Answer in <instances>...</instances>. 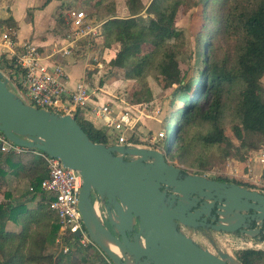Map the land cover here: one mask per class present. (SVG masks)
<instances>
[{"label":"water","instance_id":"water-1","mask_svg":"<svg viewBox=\"0 0 264 264\" xmlns=\"http://www.w3.org/2000/svg\"><path fill=\"white\" fill-rule=\"evenodd\" d=\"M0 132L13 144L58 158L80 174L83 225L112 264H228L227 256L210 253L181 228L254 236L258 231L248 228L264 220V194L184 173L160 150L93 143L73 115L24 103L1 71ZM93 199L103 204L113 234L94 216ZM227 213L239 220L224 224Z\"/></svg>","mask_w":264,"mask_h":264},{"label":"rangeland","instance_id":"rangeland-1","mask_svg":"<svg viewBox=\"0 0 264 264\" xmlns=\"http://www.w3.org/2000/svg\"><path fill=\"white\" fill-rule=\"evenodd\" d=\"M11 1L0 0V7L3 2V9H0V11L8 10ZM60 1L50 17L41 20L43 35L49 34L55 38L65 37L66 39L68 35L66 13L70 10L83 11L91 22L90 26L100 25L99 33L95 36H86L81 42L79 41L77 47L72 49L71 54L75 59H83L87 65L84 75L87 77L86 81H89L92 89H104L103 93L105 95L114 100L123 99L129 106L130 115L136 120L135 132L132 135V140L130 139L131 141L141 148L149 149L152 140L154 147H151V149L157 148L164 152L169 163L172 162L187 174H198L207 178L224 176L238 180H241L240 177L243 179L242 175H244V179H246L249 174L247 165L250 164L253 151L245 152L244 149H229L225 144H222L219 149L203 145L201 136L209 130L207 121L185 125L182 127L185 135L184 142L179 143L175 138L170 141L168 148H166L165 135L168 133L167 135L170 137L171 130L182 125L180 119L175 117L174 114L183 109L185 103H187L186 99L176 97L178 94L176 91L177 85H165L162 78L152 69L147 73H143L141 79L134 80L132 77L133 64H128L125 69L119 70L107 62L106 57L108 56L105 55V46L101 38L102 24L112 17L118 19L151 18L152 15L147 14L146 9L153 0H137L131 10L127 7L126 0ZM228 3L226 0H207L195 7L183 6L179 8L175 18V27L180 36L172 45L176 53L180 76L183 80L182 85L190 84V87L193 84L194 87L199 85L200 82L195 84V81L202 77L201 72L205 70L206 62L212 63L213 61L219 65L225 64L227 68H230L233 64L235 41L232 36L225 33L221 26L222 17L229 10ZM5 30L8 29L2 28L0 33ZM26 31V28L22 29L21 35H24ZM203 43L204 46H202ZM142 49L145 54L151 51L152 48L145 45ZM209 49L210 51L207 54ZM77 70H79L78 66ZM260 84L264 87V75L260 80ZM8 86L13 90L11 85ZM237 93V86L228 84L222 86L221 105H223V112L219 118V123L225 136L234 141L236 145H239L231 129V126L236 124L234 110ZM210 105L211 97L207 96L201 101L199 108L204 112L208 110ZM108 132L111 136L113 135L109 130ZM161 134L163 135L162 138H160ZM250 139L252 138L249 137L248 141ZM1 154L7 155L5 153ZM228 155L229 157H227ZM242 157L245 162L239 163ZM0 166L4 171L9 172L6 164L2 163ZM251 174V178L258 181L255 187H263L264 182L261 172L256 173V176L253 173ZM29 187L27 181L16 183L13 177L7 175L5 184L0 187V202L7 201L5 194L8 193L11 195V199L24 202L28 209H36L40 198L36 197L34 201H28L33 195ZM52 216H54L53 213ZM36 220L37 222L33 225L25 224V227H29L23 230L27 236V240L22 244L23 253L31 250V254L37 255L38 260H40L39 263L32 264H101V260L112 264L99 248L86 243L82 245L80 253L69 255V258H67L65 253L61 252L59 246L47 242L54 222L53 217L51 222L41 217ZM102 220L104 226L111 232L112 227L108 224L104 214ZM7 229L19 233L22 225L10 223ZM248 229L258 232L252 236L239 232L223 233L201 228H181V231L215 256L220 258L231 256L234 258V252L245 247L264 250V220L261 224L253 222ZM5 248L10 247L5 246ZM60 252L63 254L61 258H59ZM82 257L85 258L83 262L79 259ZM256 264H264V259Z\"/></svg>","mask_w":264,"mask_h":264},{"label":"trees","instance_id":"trees-1","mask_svg":"<svg viewBox=\"0 0 264 264\" xmlns=\"http://www.w3.org/2000/svg\"><path fill=\"white\" fill-rule=\"evenodd\" d=\"M49 1L45 0L43 6ZM206 1L153 0L146 9V13L152 15L151 18L118 19L110 16L112 18L107 19L101 28L105 55L108 56L106 57L107 62L119 70L125 69L128 64H133L132 77L134 80L141 79L143 73L152 69L162 78L165 85H177L176 97L186 99L187 103L183 109L174 114L180 119L182 125L174 127L170 137L168 133L165 135L166 148L175 138L179 143L184 142L185 135L182 127L185 125L207 121L209 130L201 136L203 145L219 149L222 144H225L229 149H244L245 152L259 151L264 148V87L260 84L264 75V0H226L227 3L230 1L229 10L222 17L221 26L225 33L232 36L235 41L233 64L227 68L225 64L206 62L205 70L201 72L202 77L195 81V84L200 82L199 85L194 87L193 84L190 87V84L182 85L183 80L172 45L180 36V33L176 31L175 18L179 8L195 7ZM136 2L137 0H126V5L131 10ZM2 28H15L14 21L12 19L0 20V31ZM12 38L14 39L13 36ZM145 45L152 49L144 54L142 47ZM209 51L210 49L207 54ZM3 63L7 62L0 59V70ZM224 84L237 86L238 89L234 110L236 124H233L231 129L239 145L225 136L219 123L223 112L221 91ZM207 96L211 97V105L207 111L202 112L199 104ZM74 117L91 142L108 144L107 137L102 130L96 129L78 113ZM249 137L252 138L250 141H248ZM244 162V158H240L239 163ZM2 163L7 165L9 172L4 171L0 166V187L5 184L7 175L13 177L16 183L27 181L33 194L28 201H34L36 197H39L40 202L36 209L30 210L24 202L13 200L10 194H5L7 201L0 202V264L39 263L38 256L31 254V250L24 253L22 251V244L27 240L23 230L29 227H25V224L36 223L38 217L48 222H51L53 217L54 222L47 242L54 243L58 235L59 224L49 211L50 199L40 189L41 182L48 176V171L42 160L33 158L29 153L17 156L0 153V165ZM213 179L234 183L264 194V186L257 188L250 183L224 176ZM10 223L22 225L21 231L19 233L8 231L7 226ZM63 244L68 247V252L65 253L67 258L69 255L81 252L82 245L74 235L63 237ZM5 246L10 248H5ZM61 252L59 258L63 256ZM233 255L240 264H256L264 259V250L245 248L235 251ZM79 259L81 262L85 261L84 257ZM100 262L108 264L105 260Z\"/></svg>","mask_w":264,"mask_h":264},{"label":"built area","instance_id":"built-area-1","mask_svg":"<svg viewBox=\"0 0 264 264\" xmlns=\"http://www.w3.org/2000/svg\"><path fill=\"white\" fill-rule=\"evenodd\" d=\"M90 23L83 11H68L66 13L68 27L66 45L45 58L52 59L51 61L44 60L38 47L31 43L26 42L18 45L12 38L10 29L3 31L0 33V50L3 61L7 63H3L0 71L7 80V85H11L13 90L8 87L27 105L36 109L73 116L78 112L84 115L92 114L101 121V128H106L104 133L108 145L137 146L130 140L134 134L136 123L130 112L124 111L114 115L108 106H96L94 91H89V88L82 82L77 83L73 89L69 88L64 79L65 74L62 67L53 59L57 55L63 57L71 54L72 49L77 47L80 40L99 33L100 25L90 26ZM108 130L113 134L112 136ZM162 137L161 134L160 138ZM150 144L149 149L154 147L152 140ZM30 150L32 149L20 147L8 141L0 132V153L21 155ZM32 151H35L36 155L44 161L48 171V176L41 182L40 189L50 199L49 209L59 224L54 244L59 246L63 253H67L68 247L63 244V237L75 236L78 232L79 237L77 238L81 245L84 243L94 245L88 237L78 208L82 185L80 174L73 169L64 167L58 158L48 157L38 150ZM93 205L101 218L100 202L93 199Z\"/></svg>","mask_w":264,"mask_h":264},{"label":"crops","instance_id":"crops-1","mask_svg":"<svg viewBox=\"0 0 264 264\" xmlns=\"http://www.w3.org/2000/svg\"><path fill=\"white\" fill-rule=\"evenodd\" d=\"M44 1L45 0H12L8 10L0 11V20L12 19L14 21L15 28H12L10 30L12 31L14 41L18 45H21L26 42L31 43L32 45L38 47V50L44 60L51 61L52 59L47 60L45 58L54 54L62 46L66 45V41L65 37L55 38L49 34H46L45 36L43 35V24L41 20L43 18L45 19L47 17H50L56 6L59 4V2H61L60 0H50L46 5L43 6ZM2 3L0 9H3ZM27 11L30 13H28ZM24 28H26L27 31L24 35H21V30ZM0 59H2L1 50ZM53 59L62 67V71L65 74L64 79L69 88L73 89L77 83L82 82L89 88V91H94L96 97L94 100V104L96 106L106 105L110 109H112L114 115H118L123 113L124 111L130 110L129 106L126 104L125 101H123V99L114 100L103 93L104 89L91 88L89 81H86L87 77L84 75L87 65L84 63L83 59H75L72 54L63 57L57 55ZM77 66L79 67V70H77ZM78 114L84 120L92 124L96 129L102 130L103 132L106 131V128H101V121H99V119H97L92 114L87 113L86 115H84L83 113L79 112ZM27 153H29L33 158H39L36 155L37 153L35 151L30 150L23 154ZM39 159L42 160L41 158ZM263 160L264 148L259 151H253L250 164L247 165L249 174L246 179H244V175H242L243 179L240 177L241 181L250 183L255 187L258 184V181L256 179L251 178V173L256 176V173L261 172L262 180L264 182Z\"/></svg>","mask_w":264,"mask_h":264},{"label":"bare ground","instance_id":"bare-ground-1","mask_svg":"<svg viewBox=\"0 0 264 264\" xmlns=\"http://www.w3.org/2000/svg\"><path fill=\"white\" fill-rule=\"evenodd\" d=\"M94 206V205H93ZM93 214L96 218L99 217V213H98V210L96 209V207H93ZM239 220V216H237V214H234V213H227L225 214L223 217H222V221L224 224H230V223H235ZM112 249L114 251H116L118 254H119V251L116 247L114 246H111ZM225 261L228 263V264H238V262L231 256L229 257H226Z\"/></svg>","mask_w":264,"mask_h":264},{"label":"flooded vegetation","instance_id":"flooded-vegetation-1","mask_svg":"<svg viewBox=\"0 0 264 264\" xmlns=\"http://www.w3.org/2000/svg\"><path fill=\"white\" fill-rule=\"evenodd\" d=\"M99 212H100V215H101V219H102V215L104 214L105 215V210H104V207H103V204L100 203V206H99ZM103 221V220H102ZM104 223V221H103ZM111 233L113 234V232L111 231Z\"/></svg>","mask_w":264,"mask_h":264}]
</instances>
